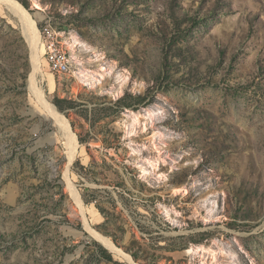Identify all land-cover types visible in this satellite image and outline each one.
Instances as JSON below:
<instances>
[{
	"label": "rangeland",
	"instance_id": "rangeland-1",
	"mask_svg": "<svg viewBox=\"0 0 264 264\" xmlns=\"http://www.w3.org/2000/svg\"><path fill=\"white\" fill-rule=\"evenodd\" d=\"M23 1L36 53L0 5V264H129L95 235L135 264H264V0Z\"/></svg>",
	"mask_w": 264,
	"mask_h": 264
},
{
	"label": "bare ground",
	"instance_id": "bare-ground-1",
	"mask_svg": "<svg viewBox=\"0 0 264 264\" xmlns=\"http://www.w3.org/2000/svg\"><path fill=\"white\" fill-rule=\"evenodd\" d=\"M0 5L5 7L7 10H9L20 22L21 24V28H22V33L23 36L25 37V39L27 40V42L29 43L31 49L33 50V53H36V49L40 48V32L39 30L36 28L35 23L31 20V17L29 16V14L27 13V11L15 0H0ZM64 59L63 60V72L67 73L70 70V66L67 60V57L64 53ZM34 61L36 63V59L34 58ZM39 65L36 64V70L37 68L39 69ZM34 76L32 77V85H31V90L32 93L34 94L35 99L38 102V105L40 106V108L42 109V111L49 116L50 118L54 119L56 122H58L60 125H62V127L66 128V130L68 131V134L70 135V141L68 144V151H69V156L72 159L74 158L75 154H76V147H77V137L75 136V134L71 131L70 129V125L67 121V119H65V117L59 113V111L57 110V108L49 103L45 98L43 93L41 92V90H39L35 84H34ZM73 196L74 197H78L79 195H77V193L75 192L74 194V187L71 186L70 187ZM81 201V200H80ZM96 239H98L99 241H101L106 247H108L111 251H113L114 253H116V255H119L121 257H123L124 259H126L128 261L129 264H135L134 261L126 256L125 254L122 253V251L120 249H118L114 243L109 240L108 238H104L100 235H95Z\"/></svg>",
	"mask_w": 264,
	"mask_h": 264
},
{
	"label": "built area",
	"instance_id": "built-area-1",
	"mask_svg": "<svg viewBox=\"0 0 264 264\" xmlns=\"http://www.w3.org/2000/svg\"><path fill=\"white\" fill-rule=\"evenodd\" d=\"M57 43L52 34L48 33V45L45 52L48 56L49 66L54 73L61 75L65 74L63 72L64 50Z\"/></svg>",
	"mask_w": 264,
	"mask_h": 264
},
{
	"label": "trees",
	"instance_id": "trees-1",
	"mask_svg": "<svg viewBox=\"0 0 264 264\" xmlns=\"http://www.w3.org/2000/svg\"><path fill=\"white\" fill-rule=\"evenodd\" d=\"M18 2L25 8V9H29V5L26 1L23 0H18ZM57 107L62 110V108L60 107V103L56 102Z\"/></svg>",
	"mask_w": 264,
	"mask_h": 264
},
{
	"label": "water",
	"instance_id": "water-1",
	"mask_svg": "<svg viewBox=\"0 0 264 264\" xmlns=\"http://www.w3.org/2000/svg\"><path fill=\"white\" fill-rule=\"evenodd\" d=\"M17 2V1H16ZM19 3V2H18ZM20 4V3H19ZM21 5V4H20ZM22 6V5H21ZM23 7V6H22ZM24 8V7H23ZM25 9V8H24ZM26 10V9H25Z\"/></svg>",
	"mask_w": 264,
	"mask_h": 264
}]
</instances>
